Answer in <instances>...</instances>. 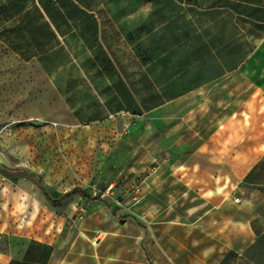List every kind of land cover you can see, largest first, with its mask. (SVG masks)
Masks as SVG:
<instances>
[{"label": "crops", "instance_id": "obj_1", "mask_svg": "<svg viewBox=\"0 0 264 264\" xmlns=\"http://www.w3.org/2000/svg\"><path fill=\"white\" fill-rule=\"evenodd\" d=\"M135 7L0 0V42L75 122L143 112L148 171L127 208L73 195L47 235L7 232L3 264H264V0Z\"/></svg>", "mask_w": 264, "mask_h": 264}, {"label": "rangeland", "instance_id": "obj_2", "mask_svg": "<svg viewBox=\"0 0 264 264\" xmlns=\"http://www.w3.org/2000/svg\"><path fill=\"white\" fill-rule=\"evenodd\" d=\"M119 1L122 17H128L134 5L137 16L144 15L146 0ZM240 60L232 59L233 65ZM143 96L142 91L139 102ZM144 130L143 112L122 124L116 118L94 125L75 122L60 95L49 90L48 75L38 63L15 56L0 42V151L11 165L41 181L37 185L20 170L0 166V264L9 254L7 232L39 236L59 226L61 215L42 190L58 199L82 188L89 197L104 198L110 205H118L117 200L127 208V194L141 193L148 172L134 166L145 161ZM83 200L75 205L80 212H86Z\"/></svg>", "mask_w": 264, "mask_h": 264}, {"label": "trees", "instance_id": "obj_3", "mask_svg": "<svg viewBox=\"0 0 264 264\" xmlns=\"http://www.w3.org/2000/svg\"><path fill=\"white\" fill-rule=\"evenodd\" d=\"M19 171V170H18ZM20 173H22L23 175L29 177L35 184L40 185L41 181L40 178L35 177L34 175L20 170ZM44 198L46 200V202L53 208V209H61L64 207L66 200H68L69 198H71L73 195H79L87 200L90 201H101V199H99L98 197H89V195L87 194L85 189L82 188H73L67 192H65L60 198L58 199H53L51 197H49L47 195V193L42 190Z\"/></svg>", "mask_w": 264, "mask_h": 264}, {"label": "water", "instance_id": "obj_4", "mask_svg": "<svg viewBox=\"0 0 264 264\" xmlns=\"http://www.w3.org/2000/svg\"><path fill=\"white\" fill-rule=\"evenodd\" d=\"M0 166H2L4 169L11 170V171L20 170L18 169V167L11 165L7 156L2 151H0Z\"/></svg>", "mask_w": 264, "mask_h": 264}]
</instances>
